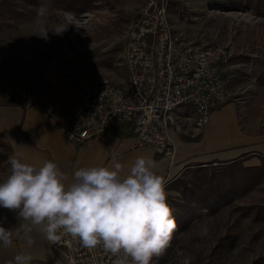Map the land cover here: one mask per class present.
<instances>
[{"label": "rangeland", "instance_id": "374dc122", "mask_svg": "<svg viewBox=\"0 0 264 264\" xmlns=\"http://www.w3.org/2000/svg\"><path fill=\"white\" fill-rule=\"evenodd\" d=\"M148 2L0 0V104L40 100L53 68L79 85L96 76L126 82L127 33ZM169 13L187 40L226 46L231 97L211 125L186 120L172 127L173 138L191 144L196 157L173 188L179 197L168 199L177 229L150 264H264V0H169ZM59 26L67 29L53 34ZM6 151L0 145V169ZM217 184L222 191L201 202V190Z\"/></svg>", "mask_w": 264, "mask_h": 264}, {"label": "built area", "instance_id": "2783aa9c", "mask_svg": "<svg viewBox=\"0 0 264 264\" xmlns=\"http://www.w3.org/2000/svg\"><path fill=\"white\" fill-rule=\"evenodd\" d=\"M127 38L128 80L119 84L109 77H94L82 91L81 107L59 119L63 134L78 149L111 128L134 126L138 147L172 157L174 125L192 120L203 128L230 100V53L222 44L200 45L177 34L169 0H149ZM186 110L192 117L183 115ZM47 242L62 252L64 264H114L118 258L102 245L84 247L71 235Z\"/></svg>", "mask_w": 264, "mask_h": 264}, {"label": "clouds", "instance_id": "9594fccd", "mask_svg": "<svg viewBox=\"0 0 264 264\" xmlns=\"http://www.w3.org/2000/svg\"><path fill=\"white\" fill-rule=\"evenodd\" d=\"M45 11L41 7L38 14ZM66 29L59 26L52 33L60 35ZM41 33L46 40L49 31L42 28ZM23 157V152H15L8 158L10 174L0 181V207L18 210V218L38 227L48 241L71 235L87 248L102 245L118 257L114 264H150L169 246L177 223L168 199L180 194L167 190L170 178L154 170L150 157H136L126 174L119 162L82 167L70 183L54 161L37 167ZM200 232L206 236L207 227ZM26 242L33 243L27 233ZM12 243L11 231L0 227V247L10 248ZM31 259L21 253L9 264H30Z\"/></svg>", "mask_w": 264, "mask_h": 264}, {"label": "crops", "instance_id": "0c3cea01", "mask_svg": "<svg viewBox=\"0 0 264 264\" xmlns=\"http://www.w3.org/2000/svg\"><path fill=\"white\" fill-rule=\"evenodd\" d=\"M46 75L47 89L40 100L35 97L36 101L32 99L25 104H0V142L7 149L0 181L10 174L8 158L15 152H23L24 162L37 167L45 160L54 161L68 177L66 183H70L73 173L82 167H111L119 162L124 165L123 174H126L135 158L143 155L155 162L154 170L159 175L170 178L166 188L174 192L175 185L193 169L190 165L196 156L191 144L174 138V156L158 155L151 147L136 145L134 126L111 128L101 139L75 149L63 134L59 119L81 107L82 89L87 84H75L57 68L50 69ZM0 227L11 231L13 241L10 248L0 247V264L14 262V257L21 253L32 257L30 264H64L62 252L49 246L38 227L18 218V210L0 207ZM26 233L33 241L31 246L26 242Z\"/></svg>", "mask_w": 264, "mask_h": 264}, {"label": "trees", "instance_id": "16d2710c", "mask_svg": "<svg viewBox=\"0 0 264 264\" xmlns=\"http://www.w3.org/2000/svg\"><path fill=\"white\" fill-rule=\"evenodd\" d=\"M210 2L212 1V0H209ZM213 1H216V2H220L221 0H213ZM228 7H230V8H240L241 6L240 5H236V4H230ZM234 9V10H235ZM232 10V9H231ZM0 145L1 146H4L1 142H0ZM256 177V176H255ZM251 178H253L254 179V177H251ZM209 191V192H208ZM201 190V197H200V199L202 200L201 202H205L207 199H208V197L209 198H213V197H216V195H218V193L220 192V191H222V189H221V186H219L218 187V184L216 185V186H213V188H209V190ZM219 191V192H218ZM210 194V195H209ZM207 195H209V196H207ZM205 197V198H204Z\"/></svg>", "mask_w": 264, "mask_h": 264}]
</instances>
